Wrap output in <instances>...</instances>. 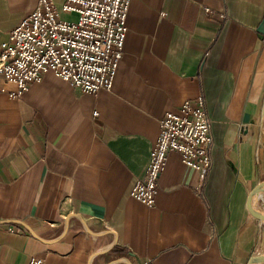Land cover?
<instances>
[{
    "label": "crops",
    "instance_id": "0c3cea01",
    "mask_svg": "<svg viewBox=\"0 0 264 264\" xmlns=\"http://www.w3.org/2000/svg\"><path fill=\"white\" fill-rule=\"evenodd\" d=\"M36 4L0 0V45ZM263 19L264 0H131L111 89L84 93L48 71L14 95L0 75V264L264 255V222L247 208L264 182ZM199 97L212 120L210 167L201 179L169 153L148 207L131 191L160 120ZM252 204L264 213V192Z\"/></svg>",
    "mask_w": 264,
    "mask_h": 264
},
{
    "label": "built area",
    "instance_id": "2783aa9c",
    "mask_svg": "<svg viewBox=\"0 0 264 264\" xmlns=\"http://www.w3.org/2000/svg\"><path fill=\"white\" fill-rule=\"evenodd\" d=\"M131 0H37L0 45V75L20 95L52 71L84 93L111 89L127 36ZM74 14L76 19H64ZM160 135L152 148L145 177L135 183L131 196L152 207L168 154L205 177L211 164L212 120L201 97L183 103L179 113L160 120ZM29 264H44L34 257Z\"/></svg>",
    "mask_w": 264,
    "mask_h": 264
},
{
    "label": "water",
    "instance_id": "95a60500",
    "mask_svg": "<svg viewBox=\"0 0 264 264\" xmlns=\"http://www.w3.org/2000/svg\"><path fill=\"white\" fill-rule=\"evenodd\" d=\"M259 33H264V19L258 29ZM263 117H264V104H263ZM264 192V182L260 183L258 186H256L251 193L248 196L247 200V208L249 213L255 217L256 219L264 222V213L261 211H258L254 208L252 202L253 199L260 193ZM264 262V255H258V256H253L250 258L247 264H259Z\"/></svg>",
    "mask_w": 264,
    "mask_h": 264
},
{
    "label": "bare ground",
    "instance_id": "6f19581e",
    "mask_svg": "<svg viewBox=\"0 0 264 264\" xmlns=\"http://www.w3.org/2000/svg\"><path fill=\"white\" fill-rule=\"evenodd\" d=\"M260 198V197H259ZM256 204V203H255Z\"/></svg>",
    "mask_w": 264,
    "mask_h": 264
}]
</instances>
